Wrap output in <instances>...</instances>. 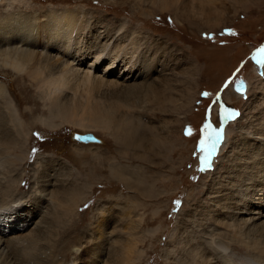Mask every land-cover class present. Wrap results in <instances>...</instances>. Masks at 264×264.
<instances>
[{"label":"rangeland","instance_id":"374dc122","mask_svg":"<svg viewBox=\"0 0 264 264\" xmlns=\"http://www.w3.org/2000/svg\"><path fill=\"white\" fill-rule=\"evenodd\" d=\"M197 1L183 0L182 3L196 12ZM246 1V6H239L232 0H204L209 6L204 7L207 8L204 13H210V8L211 12L230 15L231 22L223 27L213 24V17L209 18L208 26H200L195 21L197 16L189 19L142 0H3L7 4L0 3V12L10 4L16 11L26 14L38 11L43 14L50 8L83 9L86 15L91 14L95 21L108 26L111 31L124 23L127 32L142 31L154 35L164 41L162 46L168 45V52H171L168 75L155 77L153 81L155 87L167 84L161 94L164 105L157 101L150 108L149 97L147 103L138 102L133 113L141 136L155 135L149 150L140 148L137 152L116 141V135L123 140L122 134H113L107 129L92 128L71 120L53 129L44 126L39 119L47 115L46 99L42 100L38 95V84L26 76L21 79L22 75L11 69H0L6 75L4 78L0 74L2 82L10 85L7 80L13 79V100L26 127H30L29 155L18 164L17 170H23L24 180L19 187L13 186L15 194L28 193L37 198L33 184L34 178L38 180V175L44 173L43 167L38 169L35 164L41 154L46 156L47 163L43 164L55 174L60 190L71 193L78 187L81 197L68 215L53 202L41 199L39 232L44 239L39 247L42 249L14 248L12 251L18 263L41 264L45 260L47 264H93L96 257L103 264H112L113 253L109 254L107 249L118 245L114 240L127 241L136 234L141 241L136 240L135 247L126 243V247L135 253L134 259L141 256L136 264H173L167 250L179 255L181 246L178 242H185L184 236L181 238L175 233L177 229L193 221L197 226L198 222L202 224L210 214L213 192L224 188L230 193L238 192L244 169L243 162L236 159L239 153L233 146L239 148L243 159H248L249 144L259 142L248 131L255 133L258 127H264V72H260L261 66L257 68L252 59L256 49L264 45V0ZM98 27L102 29L100 25ZM181 62L183 64L179 65ZM237 68H240L239 72ZM244 81L251 87L250 94V90L244 96L236 94L237 85ZM205 91L212 96H202ZM217 94L219 101L214 103ZM221 104L237 109L238 115L224 122V125L227 123L224 139L212 157V167L201 172L202 154L197 142L205 111L212 105L211 121L219 127ZM6 110L11 116V111ZM188 127L193 130L191 136L185 134ZM76 132L97 134L103 143L84 144L73 138ZM34 133H39L40 138ZM260 145L264 147V144ZM118 167L126 172V178L118 175ZM229 174L230 188L226 177ZM127 177L128 180L132 177L130 187ZM177 200L181 201L179 205L174 204ZM241 250L237 249V252L245 253Z\"/></svg>","mask_w":264,"mask_h":264},{"label":"bare ground","instance_id":"6f19581e","mask_svg":"<svg viewBox=\"0 0 264 264\" xmlns=\"http://www.w3.org/2000/svg\"><path fill=\"white\" fill-rule=\"evenodd\" d=\"M142 1L160 10H173L180 13L179 16L189 19L197 16L195 21L200 26H208L211 17L213 24H222L221 27L231 22L230 15L221 11L211 12L209 8L210 13H204L209 7L204 0L197 1L199 6L196 12L192 8L189 10V6L185 7L187 4L182 3L183 0ZM232 1L239 6H246L247 3L246 0ZM38 12L21 13L10 4L4 12H0V69H11L21 74V79L26 76L38 84L37 93L42 100L46 99L44 106L47 107V115L40 117V123L53 129L71 120L92 128L107 129L113 134H122L123 140L116 135V141L133 147L136 152L140 148L149 150L155 135L149 138L141 136L140 128L134 123L136 116L133 113L138 102L147 103L149 97L150 108L157 101L164 105L161 94L163 88L167 89V84L155 87L153 81L155 77L168 75L170 47L162 46L164 41L146 32L125 31L124 23H120L117 30L111 31L108 26L95 21L91 14L86 15L83 9L50 8L43 14ZM258 66H261L260 72H264V64ZM0 74L6 77L3 72ZM7 82L10 85L0 80V264H20L12 251L14 248L42 249L39 247L44 239L39 232L41 199L53 202L68 215L81 197L78 187L71 193L60 190L55 174L43 164L47 163L46 156L41 154L35 162L38 169L43 167L44 172L43 175L37 173L38 180L34 178L37 198L23 192L15 194L13 186L19 187L24 180L23 170H17L18 164L29 155L30 127H26L16 101L13 100V79ZM247 92H251L247 82L237 85L236 94L244 96ZM6 108L11 111V116ZM248 133L259 141L249 144L248 159H243L239 148L233 146L239 153L236 159L243 162L244 169L240 175L241 186L237 187L238 192L230 193L225 188L213 192L210 214L202 220V224L198 222L197 226L193 221L177 229L175 233L181 238L184 236L182 239L185 242H178L181 246L179 255H173V250H167L173 264H264V147L260 145L264 144V127H258L255 133L250 130ZM99 152L103 156V152ZM119 169L118 175L123 176L126 172ZM226 177L230 188L231 176L229 174ZM131 178L128 180L127 177L126 180L129 187ZM133 237L123 242L114 238L115 243H118L114 248L107 244L111 247L107 251L113 253L112 257L109 256L112 264H136L137 260H141L140 254L134 259L135 253L126 247L127 242L135 247L136 240L141 241L140 236L136 238L135 234ZM240 248L245 253L237 252ZM42 263L47 264L45 260ZM93 264L103 262L95 257Z\"/></svg>","mask_w":264,"mask_h":264},{"label":"snow or ice","instance_id":"6c2138e0","mask_svg":"<svg viewBox=\"0 0 264 264\" xmlns=\"http://www.w3.org/2000/svg\"><path fill=\"white\" fill-rule=\"evenodd\" d=\"M232 31V30H229ZM252 59L257 64H264V45L260 48H257L253 53ZM243 65H241L242 67ZM237 72L240 71V68H237ZM227 82L225 83V87H227ZM240 91V89H237ZM202 96L210 97L212 93L210 92H202ZM219 101V94H217V100L214 103ZM211 111L212 105H209L205 111L204 123L200 129V139L197 142L198 151L202 154L200 157V171L203 172L206 169L212 167V157L217 152L218 146L222 143L224 139V122L234 119L238 115V110L234 108L225 107L223 104L220 106V126L215 127L211 121ZM185 134L191 136L193 134V130L191 127H188L185 131ZM37 138H40L39 133H34ZM77 139H82V137H77ZM35 151V149H33ZM181 201L177 200L174 204L179 205ZM2 211V210H0Z\"/></svg>","mask_w":264,"mask_h":264},{"label":"water","instance_id":"95a60500","mask_svg":"<svg viewBox=\"0 0 264 264\" xmlns=\"http://www.w3.org/2000/svg\"><path fill=\"white\" fill-rule=\"evenodd\" d=\"M77 137H82V139H77ZM73 138L76 139L77 141H81V142H85V143H100L101 142V138L99 136H97L96 134L92 133V132H84V133H74L73 134Z\"/></svg>","mask_w":264,"mask_h":264}]
</instances>
